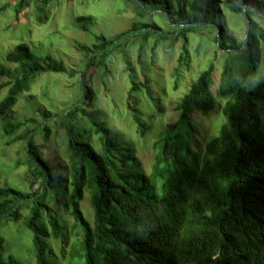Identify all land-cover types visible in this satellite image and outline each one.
<instances>
[{
  "label": "trees",
  "instance_id": "trees-1",
  "mask_svg": "<svg viewBox=\"0 0 264 264\" xmlns=\"http://www.w3.org/2000/svg\"><path fill=\"white\" fill-rule=\"evenodd\" d=\"M32 1L37 22H47L54 0H18L14 8L16 22L8 28L20 22ZM126 1L136 6L140 21L116 37L96 35L92 48L79 45L85 52L78 79L80 97L53 120L45 113L37 126L46 138L48 120L65 129L68 163H60L55 172L34 141L39 128H28L24 149L33 178L30 187L38 180L41 183L28 193L0 186V219L18 220L25 205L29 209L27 226L34 234L36 264H54L49 238L59 237L62 252L66 253L69 235L48 198L71 185L73 226L78 231L70 254L79 260L70 264H264V23L259 21L264 19V0L259 4L248 0L250 3L244 6L243 0H233L229 5L232 11L244 15L246 24L247 18L250 20L249 31L241 41L227 37L216 27L221 14L219 0H177V4L173 0ZM152 12L161 13L169 26L176 24L177 28L161 31L158 25L142 21ZM221 24L225 26L223 21ZM190 33H199L204 42L213 34L218 47L225 51L219 83L225 119L200 151L193 147V114L198 111L210 116L219 106L212 90L215 64L210 61L179 101V119L159 133L154 143L156 157L147 172L136 146L94 109L97 101L88 82L89 72L93 66L109 70V60L114 54H122L131 85L127 102L133 111L131 120L136 132L145 136L150 129L149 114H157L153 107H158V114L163 110L161 98L149 85L141 57L152 38L154 47L163 42L169 49L182 40L174 73L179 80L181 70L190 68ZM134 36L140 37L138 51L144 82L129 54ZM7 59L16 66L0 63V76L7 77L0 84V91L7 87L0 101V118L14 108L38 77L50 71H65L62 65L52 63L50 56L34 52L24 40L7 54ZM140 94L154 105L150 103L144 113L137 107ZM30 120L34 119L8 123L4 134L12 135ZM86 191L94 210L93 222L81 210ZM184 216L186 235L183 246H179L171 229ZM257 254L261 256L252 262ZM0 264H24L13 253L5 254L1 235Z\"/></svg>",
  "mask_w": 264,
  "mask_h": 264
},
{
  "label": "rangeland",
  "instance_id": "rangeland-1",
  "mask_svg": "<svg viewBox=\"0 0 264 264\" xmlns=\"http://www.w3.org/2000/svg\"><path fill=\"white\" fill-rule=\"evenodd\" d=\"M221 10L220 20L216 27L225 32L227 37H235L238 41L244 39L247 24L244 15L235 13L230 8L233 0H219ZM255 1V0H254ZM18 0H0V63L15 67L9 62L7 54L20 43L27 41L30 48L39 55L50 56L51 62L60 64L65 71L47 72L32 83L28 91L23 92L14 108L4 117L0 118V186L13 187L26 193L37 188L41 180L30 187L33 179L29 173L31 166L26 161V140L24 135L28 128H39L35 133L34 141L39 145V151L44 159L50 162L54 171H59L61 164L68 163L69 151L65 129L56 123L45 122L49 126L47 138L40 133L37 127L47 113L50 120L72 106L80 97L78 85L79 72L85 63V52L79 45L92 48L96 43V35L104 34L107 37H116L133 26L137 18L136 6L126 0H54L49 10L46 23L39 24L36 19L35 5L29 7L15 27L14 8ZM177 4V0H173ZM250 3L243 0L242 6ZM152 16L142 19L152 25H158L161 31L175 30L176 24L169 26L161 13L152 12ZM150 16V15H149ZM82 19V20H80ZM14 20V21H13ZM140 21V20H139ZM225 23V26L221 24ZM264 21V19H259ZM217 32V31H216ZM214 35L208 42H204L199 33L189 34V50L191 56L190 68L182 69L179 80L174 76L176 67L179 66V57L182 52V40H179L173 49L166 48L163 42L154 47V39L149 40L146 51L142 55L153 93L161 98L162 112L158 114V107L154 106L146 96L139 95L140 102L137 107L142 113L147 112L150 103L157 114L148 116L150 129L145 136L136 132L134 121L131 120L133 111L128 105V91L131 87L125 71L122 54H114L109 60V70L104 67H92L89 72V85L96 95L97 104L94 109L100 111L102 118L107 121L119 134L130 140L138 150V156L147 172L150 171L155 157L154 143L159 138V133L168 124H173L179 119L178 103L188 91L191 83L198 78L200 73L208 68L209 62L214 61L215 70L213 78L215 84L213 92L218 98L219 106L210 116L200 112L193 114L195 133L193 147L200 151L206 141L218 133L220 125L224 122L222 106L224 100L219 92L220 76L225 51L218 47ZM139 38L134 36L129 46L131 62L139 73V79L144 82L142 68L139 62ZM105 71H109L105 74ZM75 72L74 76L70 74ZM7 77L0 76V84ZM7 87L0 91V101L5 97ZM28 121L21 129L10 136L4 134V127L8 123ZM130 142V143H131ZM61 163V164H60ZM72 187H64L58 196L49 195L48 204L58 214L60 222L68 230L69 245L66 253L62 252V241L59 237L49 238L53 248L50 255L54 264H70L77 262L78 256L70 254L71 244L77 234L71 203ZM17 200H13L16 204ZM81 210L85 217L94 221V210L88 191L81 201ZM29 209L24 205L21 217L18 220L0 219V235L5 241V254L13 253L24 264H36V255L33 245V232L27 226ZM80 228V227H79ZM75 235V237H74Z\"/></svg>",
  "mask_w": 264,
  "mask_h": 264
},
{
  "label": "clouds",
  "instance_id": "clouds-1",
  "mask_svg": "<svg viewBox=\"0 0 264 264\" xmlns=\"http://www.w3.org/2000/svg\"><path fill=\"white\" fill-rule=\"evenodd\" d=\"M255 3L256 4H259L260 3V0H255ZM255 18V17H254ZM261 23H264V21H261ZM184 220H185V216H184V218L182 219V222L180 223V224H178V225H176V226H174L172 229H171V231L173 232V233H175L173 236H174V238L177 240V242L179 243V246H183V243H182V241H183V239L185 238V230H184V228H183V226H182V224H183V222H184ZM219 255H215V257H218ZM261 256V254H257V255H255V256H253L252 257V262H254L257 258H259ZM159 264V263H158Z\"/></svg>",
  "mask_w": 264,
  "mask_h": 264
},
{
  "label": "water",
  "instance_id": "water-1",
  "mask_svg": "<svg viewBox=\"0 0 264 264\" xmlns=\"http://www.w3.org/2000/svg\"><path fill=\"white\" fill-rule=\"evenodd\" d=\"M249 28H250V20H249V18H247V33L249 31Z\"/></svg>",
  "mask_w": 264,
  "mask_h": 264
}]
</instances>
